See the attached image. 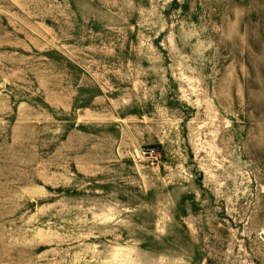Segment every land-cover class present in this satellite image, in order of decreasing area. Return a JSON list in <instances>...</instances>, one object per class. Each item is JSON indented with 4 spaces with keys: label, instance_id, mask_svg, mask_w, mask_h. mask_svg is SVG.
I'll list each match as a JSON object with an SVG mask.
<instances>
[{
    "label": "rangeland",
    "instance_id": "rangeland-1",
    "mask_svg": "<svg viewBox=\"0 0 264 264\" xmlns=\"http://www.w3.org/2000/svg\"><path fill=\"white\" fill-rule=\"evenodd\" d=\"M0 264H264V0H0Z\"/></svg>",
    "mask_w": 264,
    "mask_h": 264
}]
</instances>
